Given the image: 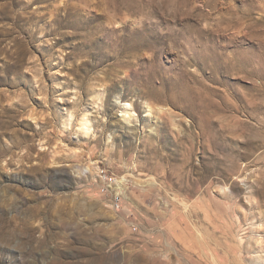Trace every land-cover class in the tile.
<instances>
[{
    "label": "rangeland",
    "instance_id": "rangeland-1",
    "mask_svg": "<svg viewBox=\"0 0 264 264\" xmlns=\"http://www.w3.org/2000/svg\"><path fill=\"white\" fill-rule=\"evenodd\" d=\"M0 264H264V0H0Z\"/></svg>",
    "mask_w": 264,
    "mask_h": 264
},
{
    "label": "bare ground",
    "instance_id": "bare-ground-1",
    "mask_svg": "<svg viewBox=\"0 0 264 264\" xmlns=\"http://www.w3.org/2000/svg\"><path fill=\"white\" fill-rule=\"evenodd\" d=\"M122 107H123V112H124V118L130 119L131 117L134 116V113L132 112V107H131L130 104H124V105H122ZM147 109H148V111H150V108L149 107H147ZM79 126H80V130L83 133H87L89 131L88 125H87V123L84 120H82L79 123ZM115 184H116V187H114V183H113V186L111 187V185H110V187L111 188L114 187L115 191H117V190L119 191V192H116L117 194H120L121 193L122 196H124V192H125L124 191V189H125L124 188V178H121L119 180L116 179L115 180Z\"/></svg>",
    "mask_w": 264,
    "mask_h": 264
},
{
    "label": "built area",
    "instance_id": "built-area-1",
    "mask_svg": "<svg viewBox=\"0 0 264 264\" xmlns=\"http://www.w3.org/2000/svg\"><path fill=\"white\" fill-rule=\"evenodd\" d=\"M101 192H103V190H101ZM113 205H114L115 208H119V206H120V198H119V196H116L113 199Z\"/></svg>",
    "mask_w": 264,
    "mask_h": 264
}]
</instances>
